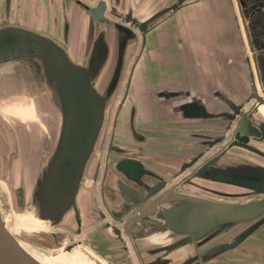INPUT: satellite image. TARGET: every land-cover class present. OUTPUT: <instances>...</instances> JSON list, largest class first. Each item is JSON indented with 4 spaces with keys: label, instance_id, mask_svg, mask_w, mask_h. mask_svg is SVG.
I'll use <instances>...</instances> for the list:
<instances>
[{
    "label": "water",
    "instance_id": "water-1",
    "mask_svg": "<svg viewBox=\"0 0 264 264\" xmlns=\"http://www.w3.org/2000/svg\"><path fill=\"white\" fill-rule=\"evenodd\" d=\"M188 2L189 0H173L172 3L161 7L141 22L136 21V16H132L131 13L122 18L121 22L119 20L113 22L115 23L117 57L115 64L109 70L108 80L101 90L96 88L95 82L109 55V46L104 36V30H101L94 38L92 45L85 52L83 62L77 63L72 59L67 48L68 23H64L63 27V39L65 40V44H63L44 31L21 26L18 21H14L12 24L7 23V20L0 22V65L23 60H36L39 65L38 80L42 77V82L48 89L49 102L47 100L46 102L50 110L59 113L58 131L52 149L45 163L39 168V172L32 175L30 191H26L23 182H19L14 189L17 206L24 210L30 209L32 215L39 219L44 227L59 229L64 225L65 219L68 216L72 218L73 214L76 225L80 226L81 217L77 207L78 195L88 165L96 154L98 146L101 145L100 139L104 130L108 103L122 82L125 65L124 51L127 41L134 37L138 38V33L127 26V23L136 26L144 39L145 34L149 31L150 23L162 15H165L166 18L170 17ZM228 3L229 15L238 37L239 46L244 52H247L235 4L232 0H229ZM104 7V0H99L96 7L89 9L91 17L102 20ZM128 8L132 10V7ZM238 10L241 16L239 7ZM249 49L255 57L251 46ZM245 56L252 85L246 95V103L251 99H254L255 103L247 110L241 111L242 106H238L231 96L237 94L230 95L217 88L215 94L218 93L220 97H223V102L232 109L231 112L224 111L219 115L230 117L229 124L235 126L234 135L223 145L220 138L213 141L208 148H205L204 152L194 159L186 161L181 169L174 174V178L191 167L194 162L199 161L198 165L177 184L187 183L188 180L195 182L197 179H202L244 190L245 193L242 194L259 197L256 200L242 203L218 202L176 192L173 189L161 193L162 186L147 193H138L127 181L136 180L146 171H143L144 166L140 160L126 157L113 165L116 171H112L111 180L113 181L115 176L114 181L118 183L119 192H115L109 199L113 206L116 202H120L119 205L123 204L124 206L129 203L133 205H128L130 206L129 210L124 213L115 212L112 217L117 221H122L125 216L131 213H136V215H132L131 219L125 221L122 227L107 221L96 225L95 229L91 231L92 237H96L97 240L103 237L107 241L110 236L112 238L110 240L113 242L118 237L125 243L123 233L131 240L134 232H144L149 228L148 230H151L153 235H164L162 242L151 241V243L155 242L157 245L166 243V245L143 254V259L139 260L140 264H200L223 252H235L243 245L248 235L264 225V164L259 163L264 161V119L258 122L253 119L257 106L264 104V98L257 91L249 57ZM18 81L19 91H24L27 95L36 94H31L32 90L26 87L27 84L22 75ZM22 87L27 88L26 91ZM165 95L174 94L168 92ZM194 108L197 115L205 114V107L202 104L192 105V112ZM212 148H215L214 153L207 156ZM242 152L251 153L252 156L254 155L251 157L252 160H258V162L250 163L246 161V157H238L236 162L228 165L221 164L225 158L229 157L227 155H232V153L245 156L242 155ZM99 172L100 165L96 164L90 176L93 187L91 200L95 210L98 211L96 222L105 219V214L97 205L94 188L100 182ZM105 174L106 171L103 176ZM103 179L104 177L101 179V184H104ZM114 186L116 187V184ZM220 195L235 196L231 193H220ZM152 196L156 197L149 206H152L154 210L148 211L149 206L145 207L144 204ZM161 206L165 207L161 208ZM246 222L249 223L248 227L236 234L233 239L216 242L200 249L215 237L232 231L235 227L246 224ZM80 230V228L75 230L71 225L62 236H59L56 231H52L51 237L54 243L61 248L63 254L72 255L74 252H83L87 246L86 240H76V236L80 235ZM57 237H59V241H56ZM155 239L156 237L153 238V240ZM91 248L95 249L92 245ZM186 250L193 251V253L182 258ZM125 253L130 252L127 249ZM107 259H110L111 263L119 264L116 255H108ZM0 264H40L8 232L1 213ZM129 264H135V262L131 259Z\"/></svg>",
    "mask_w": 264,
    "mask_h": 264
},
{
    "label": "flooded vegetation",
    "instance_id": "flooded-vegetation-1",
    "mask_svg": "<svg viewBox=\"0 0 264 264\" xmlns=\"http://www.w3.org/2000/svg\"><path fill=\"white\" fill-rule=\"evenodd\" d=\"M98 1L99 0H0V22L1 21L5 22V20H7V23L12 24L14 23V21H18V23L21 26L30 29H39L40 31L49 33L50 36H52V38L63 44H65V40L63 39V27H64V23H68L69 40L67 41L68 42L67 48L70 56L77 63H82V60H84L85 58L86 54L84 47L89 48L92 45L94 38L98 35V33L101 30H104V36L109 46V55L105 66L98 75V77L100 78V76L104 73L105 70L107 74V67L109 64H111L109 68L110 69L112 68V66L115 64L117 57L116 33L114 29L115 23L113 22H116L118 20L121 22L123 20L122 18H124L128 13H131V15L134 17L136 16L135 18L136 21L141 22L149 18V16L154 14L160 8L155 9L154 11L147 14L145 17L140 18L134 11L133 7L132 10H129L128 7L126 8L125 11L121 10L120 6L122 4V0H104L105 7L102 11V20L99 19L97 20L91 17L89 9L96 7L98 5ZM57 13L60 15V17L57 16L58 15ZM46 16H49V18ZM53 16H56L58 18L57 20H55V22L52 19ZM164 16L162 15L160 18L149 24L150 28L149 31H147V33L145 34L144 39L136 26L127 23V26H129L133 31L138 33V38L134 37L135 39L131 38L127 41L124 51L125 63L127 59L126 55L128 52L130 41H133L134 43L138 41L139 45L137 49L136 47L133 46V52H135V55L131 61V65L129 67L128 73L125 77V82L123 84V88L121 89L120 96L116 101L109 132L106 138L100 139L101 145L100 147L98 146L97 150L103 153V159L97 160L95 162V166L93 167L94 169L96 167V164L100 165V172H99L100 182L98 183L99 191L98 193L96 192V196H97L96 202L98 207L105 214V219L101 221V223L107 221L110 223L118 224L120 227H122L125 221L131 219L130 217L132 215L134 216L136 215V213H131L128 216H125L122 221H117L112 217V214H114L115 212L124 213L125 211L129 210L130 206L128 205H133L132 203H129L126 206L121 204L120 210H117L115 208L113 210L112 208L113 203L109 198L115 192L116 193L119 192L117 187L118 185L117 181H114L113 184L111 180L112 171H116L113 168L114 167L113 165L118 160L126 157H131V158L134 157L142 162L144 166L143 171L146 172H143V174L134 181L126 180L132 188L138 191V193H142V194L147 193L155 188L162 186V189L160 191L161 193L173 189L176 192L189 194L183 191L182 187L185 185H189L192 182L188 180L187 183L189 184L187 183L177 184V183L180 182V180L184 176H186L196 165H198L199 161L194 162V164L191 167L184 170V172L180 174V175L183 174L181 177H179L180 176L179 175L178 179H176L174 182H170L172 179H175L174 174L181 169L182 165L186 161H190L191 159H194L199 154L204 152L205 148H208L209 145L213 143V141L220 138V140H222L221 142L223 145L227 141L232 139L234 135L235 126L229 138H225L224 134L214 137H207L211 134L201 131V125L208 124V126H211L210 124L211 122L209 121L218 122V120L221 121L225 120L227 122V127H230L232 125L229 124L231 122L229 116L219 115V113H222L224 111L231 112L232 109L228 104L223 102L224 100L223 97H220L218 93L215 94V92L217 91L216 88L205 89L206 92H208L210 95V100L206 98V96H204L200 90H197V88H193V87H187V88L183 87L172 91H167L165 90L164 87H159V86L156 87L154 90H144V89L139 91L134 90L135 86L132 85L133 78L137 77V74H139L141 71H142L141 72L142 86H146L148 82L151 80V78L158 81L161 80L162 74H157L156 72H154L152 67H150V63H145V61L151 60L148 46L152 35L153 34L156 35L158 32L156 31V28L161 27L162 30L163 29L162 24L171 18V17L166 18ZM73 20L76 25V30L72 25ZM73 30H75L76 32H74ZM58 32H60V36H58ZM110 33H112V43L109 40ZM112 50L114 51L112 52ZM74 57L77 58L78 60L76 61ZM79 60L80 62H78ZM168 74H170L169 71ZM108 77L109 76L106 75L105 81L106 79L108 80ZM105 81L103 83V86L105 84ZM7 86L8 84H6V87ZM19 87L20 84H18V86L16 87L17 89L13 87L11 88L16 90L15 93L24 95L23 94L24 91H19L18 89ZM256 88L259 93V84L257 81H256ZM262 91H263L262 95H264V90L262 89ZM168 92H172L174 95L166 96L165 94ZM34 93L35 91L33 90L31 94ZM246 99L247 96H245L243 102H237V100H235L238 106L240 107L242 106L243 109L241 111L247 110L252 105V102H250L249 107L245 108ZM194 104L196 105L202 104L205 107V114L202 116L197 115L194 111L195 108L193 109L192 112L191 107ZM168 105L172 106L173 111L170 110V113L172 114L168 113L167 111L169 109ZM38 106L50 110L47 103L43 102L38 104ZM217 106L220 107L226 106V109L222 107V109L217 110ZM256 114H259L264 119V116H262L260 112H256ZM173 115L178 116L179 117L178 119H181L180 122L182 125L184 122V123H188L190 127L194 128V131L181 136L184 138L182 142L180 140H177L175 142V145H173L175 147L176 145H182L183 148L185 145H187L190 148L189 150H184L183 152H179L177 158L174 155H168V153L166 152L163 153V147L161 144V143L163 144L166 143L163 142V139L164 137H169V134L166 135L162 130H160V121H162V119L173 117ZM151 126H155V128L158 127L156 128L158 129L157 133L153 135L155 137L149 135L151 132H149L148 129H150ZM186 141L188 142L186 143ZM44 144L45 143L42 144L43 150H45L44 149L45 147H48L46 146L47 144L45 145ZM200 145H203L204 148L200 150L198 149L195 150L196 147ZM20 152L23 155L24 153L23 148L21 149ZM180 154H182V156ZM186 154L188 155V157L186 156ZM184 156H186L187 158L185 159ZM15 169H16L15 166L10 167L11 177L15 178V182L18 183L23 182L25 184L24 186L27 189V187L30 185V180H31L30 178L32 177V174H30V176L25 177V180L24 179L22 180L21 177L19 178L16 177ZM104 171H106L105 176H103ZM168 171H172V173H169ZM30 173L33 172L30 171ZM168 174L172 175L173 178L171 180ZM101 177L102 178L104 177L103 179L104 184H101V179H102ZM115 184L116 187H114ZM88 194H89L90 204L84 212L90 218L91 220L90 223H94L96 218L98 217V211L97 209L95 210L92 204L91 191H88ZM189 195H193V194H189ZM155 197L156 196H152L150 200H148L144 204V206L145 207L147 205L149 206L150 203L153 202V199ZM164 207L165 206L163 207L161 206V208ZM147 210L153 211L154 209L152 206H149ZM78 212L80 214V217L83 216V214H81L79 209ZM149 217L155 218L154 216H149ZM71 219L73 221L72 222L73 228L75 230L80 228L81 229L80 234L86 231V226H84L83 217L80 220V226H77L78 224L76 225L74 214L72 215ZM129 223L131 224V221ZM248 225L249 223L246 222V225L240 231L247 228ZM95 227L96 225H94L90 229V231L95 229ZM56 232H59V229H57ZM147 233H148L147 229L144 230V232L136 231L132 235L131 240L130 238H128V236L125 233H123L125 243L122 242L121 239L116 237L117 239L116 241H114V243L116 244L115 249L124 253L128 249L129 252H131L132 256L134 257V260L132 259V261H134L135 264H140L139 260L143 259V254L151 252L155 250L157 247H163L164 245H166V243H162L160 245L151 246L150 248H145V244L148 245L149 243H151V241H159V238L161 237V236H155L156 239L153 240L154 238L153 235L147 236L146 235ZM263 239H264V225L258 228L257 230L253 231L250 235H248L243 245L240 248H237L235 252L233 251L223 252L213 257L212 260L222 259L221 256L223 255V256H227V257H223L225 258L223 264H264V256L262 257L258 256L256 253H254L255 249L252 248L258 245L259 243L264 244ZM56 241H59V237L56 238ZM250 243H251L250 246L252 247H246V248L244 247L247 244L249 245ZM86 244L90 248L91 245L94 246L95 249L91 248L92 250L99 251V249H101L100 243H98L96 240H93V238H91V240H86ZM98 247L100 248L98 249ZM236 252H239L240 254L238 255L234 254ZM255 257L257 258L260 257V258L259 259L256 258L254 260ZM125 263L129 264V260L126 262L120 261L119 264H125Z\"/></svg>",
    "mask_w": 264,
    "mask_h": 264
},
{
    "label": "rangeland",
    "instance_id": "rangeland-1",
    "mask_svg": "<svg viewBox=\"0 0 264 264\" xmlns=\"http://www.w3.org/2000/svg\"><path fill=\"white\" fill-rule=\"evenodd\" d=\"M172 2L173 0H122L120 9L125 11L127 7H133L136 14L140 18H143L150 12L154 11L155 9L161 8ZM216 4L217 6H222L223 8H226V10L229 11L228 0L222 3H220V1L199 0L198 2H196L195 6H198V7L216 6ZM188 7L189 6H185L184 9H187ZM183 11L177 12L174 16H172L170 19L165 21L162 24L163 26L162 30L167 29L168 27L170 31H174V33H177L175 32V29L181 27V23L179 24L177 22L176 17L179 15H180L179 17H181L184 13ZM57 16L60 17L59 14ZM46 17L49 18V16H46ZM52 19L55 22V20H57L58 18L56 16H53ZM181 19L184 20L183 17ZM240 21H242L241 17H240ZM177 24L179 25L177 26ZM72 25L74 26V29L76 30V25H75L74 20L72 21ZM75 30L74 32H76ZM160 30H161V27L156 28V31H158L157 33L159 34L162 32ZM58 36H60V32H58ZM159 38L163 40V37H159ZM166 41L164 42L165 45L163 47H160V49L158 48L159 53L156 55L158 57L155 60H152L151 63L149 62L150 67H152L154 72H156L157 74H161L162 69L167 68V64L165 60H163L164 56L166 57L167 53L169 52H171L172 54L174 53L176 55L175 53L176 48L174 46L175 44H173L174 41L173 43H170V42L166 43ZM138 45H139L138 41H136V43L130 42L129 44L128 52L126 55L127 59L124 65V74L122 76V82L117 92L110 98V101L108 103V107L106 111V121H105L104 130L102 132L101 139L106 138L109 132L111 119L113 116V111L115 108L116 101L118 100L120 96L121 89L123 88V84L125 82V77L128 73L129 67L131 65V61L135 55V52H133V46L136 47L137 49ZM87 49L88 47H84L85 52ZM248 54H249L248 52H244L240 47V61H239L240 63L237 64L236 66H233V72L231 73L233 77L231 79L229 77H225L224 75L225 72L230 69V67L227 66L226 64L222 66V71H218L217 73L218 75H217L216 85L219 86V88L225 91L227 94H230V93L237 94V95L230 94L235 100H237V102H243L245 99V96L252 88L250 77H249L250 76L249 67L245 60L246 59L245 55H248ZM75 60L77 61L78 59L75 58ZM78 62H80V60ZM250 65H251L252 71L255 76L256 74L255 67H253L251 63ZM109 66H111V64H109L107 67V74H106V70L104 71L103 74L108 75V72L110 69ZM218 70L220 69L218 68ZM230 71H227V73H229ZM37 73H39V65L36 60H23V61H18L14 63L0 65V80L3 78L2 81H0V166L2 168V173L0 174V213H1L2 218L9 221L10 226H11L10 229L13 231L12 235L14 236V238H16L21 243V245L26 250H28L32 255H34L41 261L48 264L49 260L56 259V258L60 259V257H62L63 255L61 248L58 247L54 243L51 237V232L53 230L57 231V229L46 228V227H41V228L36 227L32 219L33 217H31L24 209H20L17 206L14 189L18 186L17 184L18 182H15L14 177H11V171H10V167L15 166L16 167L15 169L16 177L19 178L21 176L22 179H25V177L30 176V174L35 175L34 173L39 172V168L45 163V160L52 149L55 136L58 131V125H59L58 111H55L52 109L49 111L47 109H44L41 106H38V104L40 103L49 102V95H48V89L46 85L42 82V77H40V79L38 80ZM20 75H22V77L24 78V82L26 81V84H27L26 87L31 90L33 89L36 94L27 95L26 93H23L24 95H21V94L15 93L16 90H14L13 88L17 89L16 87L18 86L17 83H19L18 78L20 77ZM255 81H256V77H255ZM5 83L8 84L7 87ZM207 85L209 86L208 83ZM207 85L205 86L206 87L205 89L208 88ZM22 88L24 90L27 89L25 87H22ZM262 92L263 91L259 86V93L262 94ZM202 93L204 96H206V98L210 100V95L208 92H206V90H203ZM11 103L18 105L19 108L13 109L14 107H9ZM249 105H250V102L245 103V108L249 107ZM168 106L167 107L169 108V111L170 110L173 111L172 106L171 105H168ZM222 107L226 109V106L225 107L222 106ZM222 107L217 106V110L222 109ZM21 110L22 112L20 113ZM178 118H179L178 116L173 115V117L162 119V121H160V130H162L166 135L169 134V137H164L163 139V142H166V143L165 144L161 143L163 147V153L166 152L168 153V155H174L176 156V158L178 157L179 152H183L184 150H189L190 148L187 145H185L184 148L182 145H176V147L173 145H175V142L177 140H180L181 142L184 140V138L181 136L194 131V128L190 127L188 123L183 122V125H184L183 126L180 122L181 119H178ZM253 119L255 122L263 120V118L259 114H255ZM209 122H211L210 123L211 126H208V124L201 125V131L211 134L207 137H214V136H218L222 134H224L225 138H229L231 136V133L234 128L233 124L231 125V127H227V122L225 120H222V121L218 120V122L217 121H213V122L209 121ZM156 128L155 126H151L150 129H148L149 132H151L149 134L150 136H153L155 133H157L158 129ZM42 141L43 143L47 144L46 146H48V147H45V150L42 149V144H43ZM187 142L188 141H186V143ZM22 148L24 151L23 155L20 152ZM203 148L204 146L200 145L196 147L195 150L197 149L200 150ZM214 151H215V148L210 149L207 155L211 154ZM233 153L232 155L231 154L227 155L229 157L225 158V160L221 164L228 165L230 163L236 162L238 157H243V158L246 157L245 158L246 161L250 163L254 161L258 162V160H254V161L252 160L251 157H254V155L252 156L251 153L242 152V155H245V156H239ZM180 155L182 156V154ZM186 156L188 157L187 154ZM186 156H184L185 159L187 158ZM99 159H103V153L97 150L96 154L92 157L91 162L88 165V168L85 173L84 182L81 186L79 202L81 201L83 202L82 199L84 198L83 197L84 193L86 194V200L84 202L83 210H81V214H83L81 218L83 217L84 219V226H86V231H84L79 236H76V240H91V238H93V240H96L98 243H100L101 249H99L100 247H98L99 251L92 250L87 245L82 255H78L81 252H74L71 256L76 257L78 255L77 258L79 259V261L78 260L77 261L80 262V260H83V264H85V260H88L86 256L93 262L92 264L111 263L112 261L110 259H107L108 255L118 256L119 263L120 261L126 262L128 260L133 259L132 253L131 252L124 253V252H121L115 249L116 244L112 240H110L112 239L110 236H108L109 237L108 239L107 237H105L107 239L106 241L105 239H103V237H100V239L97 240L96 237L94 236L92 237L90 235L91 234L90 229L94 225L101 224V222H96L97 219L95 220L94 223H90L91 221L90 218L84 212L90 204L88 191H91V189L93 188L90 176L93 171V167L95 166V162ZM259 163L264 164V161L259 162ZM30 171L33 173H30ZM168 172L172 173V171H168ZM182 175H180L179 177H181ZM168 176L170 180L173 178L171 174H168ZM179 177H175V179H172L170 182H174ZM114 178L115 176L113 177V181H114ZM30 179H31L30 180V183H31L33 176ZM29 186L27 187V189L29 188ZM94 188L96 192L98 193L99 185L96 184ZM182 188H183V191H185L186 193L193 194V195L205 198V199L218 201V202L232 201V202L242 203L246 201L256 200L259 197L256 195L242 194V193H245L244 190L236 189V188L223 185V184H219V183L204 181L202 179H197L195 180V182H192L189 185H185ZM220 193H231V194H235V196L234 197L221 196ZM119 203L120 202H116V204L112 208L114 209L115 207L117 210H120L121 207ZM72 222L73 221L71 219V216H68L65 219L64 225H62L59 228V232H57V234L59 236H62L65 233V231L69 229L71 225L73 226ZM245 225L246 224L237 226L232 231H228L226 233H223L215 237L207 244L201 246L200 249L205 246L214 244L216 242L229 241L233 239L235 235L239 233V231ZM10 229H7V230L9 231ZM155 245H157V243L155 242L149 243L148 245L145 244V248H150L151 246H155ZM250 245L251 243L249 245L247 244L244 247L245 248L252 247ZM252 248L255 249L254 253H256L258 256L260 257L264 256V244L263 243H259L258 245ZM193 251L186 250L185 255L182 258H185L186 256L190 255L189 253H193ZM234 254L238 255L240 253L236 252ZM221 257L222 259H219V260L210 259L202 264H214V263L223 264L225 261V258L223 257H227V256L222 255ZM256 258L257 257H255L254 260ZM77 261L73 260V263H77Z\"/></svg>",
    "mask_w": 264,
    "mask_h": 264
},
{
    "label": "crops",
    "instance_id": "crops-1",
    "mask_svg": "<svg viewBox=\"0 0 264 264\" xmlns=\"http://www.w3.org/2000/svg\"><path fill=\"white\" fill-rule=\"evenodd\" d=\"M198 1L189 0L177 11L184 10L181 17H179L180 15L176 17L177 22L181 23V27L175 29L177 33L170 31L167 27V29L161 30L160 34L152 35L150 38L152 41L150 40L148 46L151 60L145 61V63H151L158 57L156 56L159 53L158 48L163 47L166 40V43L174 41L176 55L169 52L166 57L164 56L163 60H165L167 68L162 69L160 81L151 78L146 86H142V71L137 74V77H134L132 81V85L135 86L134 90H154L159 86L164 87L167 91L193 87L202 92L207 83L209 84V86L207 85L208 89H220L216 85L217 73L222 71V66L225 64L230 67L227 71L231 70L229 73L225 72V77L230 79L233 77L231 75L233 66L240 63V46L229 15L230 10L217 6V4L216 6H195ZM212 1L222 3L226 0ZM232 1L237 13L238 7L241 10L242 21L240 24L247 52L250 54L248 57L255 67L256 81L264 90V0ZM185 6L189 7L184 9ZM182 17L184 20L181 19ZM159 37H163V40ZM249 46L255 53L253 58ZM167 111L170 113L169 109Z\"/></svg>",
    "mask_w": 264,
    "mask_h": 264
},
{
    "label": "bare ground",
    "instance_id": "bare-ground-1",
    "mask_svg": "<svg viewBox=\"0 0 264 264\" xmlns=\"http://www.w3.org/2000/svg\"><path fill=\"white\" fill-rule=\"evenodd\" d=\"M237 14H239V11H238V13ZM239 17H240V15L238 16V20H239ZM239 23H240V20H239ZM240 26H241V24H240ZM109 40H110V42L112 43V33H110V37H109ZM246 46V45H245ZM247 49V48H246ZM252 58H253V55H252ZM249 61H250V59H249ZM251 63V62H250ZM99 78V77H98ZM105 78H106V74H102L101 76H100V78H99V80L97 81L96 80V82H97V84H96V82H95V85H96V88H98V89H101L102 88V86H103V83H104V81H105ZM262 95V94H261ZM262 97L264 98V95H262ZM250 102H252V104L253 103H255V100L254 99H251V101ZM48 105V104H47ZM49 106V105H48ZM9 107H14L13 109H18L19 108V106L18 105H16V104H14V103H11L10 104V106ZM7 109V108H6ZM3 110V109H2ZM5 111V110H4ZM8 112V111H7ZM22 112V110L20 111V113ZM256 112H260V114L262 115V116H264V104L263 105H258L257 106V109H256ZM255 112V113H256ZM24 113V112H23ZM4 116V115H3ZM6 116V115H5ZM13 116V115H12ZM25 117V116H24ZM47 129V128H46ZM47 139V138H46ZM31 185H32V183H30V186H29V188L28 189H26V191L28 190V192L30 191V189H31ZM80 193H81V191H80ZM80 193H79V195H78V200H77V207H78V209H79V211L81 212V210H83V206H84V202H85V200H86V194L84 193V198L82 199L83 200V202L81 201V202H79V196H80ZM226 202H232V201H226ZM25 211L31 216V217H33L32 219H33V222L35 223V226L36 227H38V228H41V227H44L43 226V223L39 220V219H37L36 217H34L33 215H32V211L30 210V209H25ZM2 220H3V222L5 223V227H6V229H10V223H9V221L8 220H6V219H4V218H2ZM32 228V227H31ZM57 229V228H56ZM149 229V228H148ZM147 229V230H148ZM10 231V232H9ZM8 232L10 233V234H12V230L10 229ZM52 231V230H51ZM53 231H55V230H53ZM151 230H148V233L146 234L147 236H152L154 233H151L150 232ZM155 236H161L160 238H159V241L160 242H162L163 241V239H164V235L163 234H157V235H153V237H155ZM17 240V239H16ZM18 241V240H17ZM19 242V241H18ZM19 244H20V246L26 251V252H28L32 257H34L40 264H46L45 262H43V261H41L40 259H38L37 257H35L34 255H32L28 250H26L22 245H21V243L19 242ZM82 253H84V252H81L80 254H78V255H82ZM78 255L75 257V256H71V254L70 255H68V254H63L62 255V257H60V259H58V258H56V259H51V260H49L48 261V264H83V260H80V262H78L79 261V259L77 258L78 257ZM87 255V254H86ZM73 258V259H72ZM86 258L88 259V260H85V264H92L93 262L86 256ZM73 260H78L77 261V263H73ZM82 262V263H81Z\"/></svg>",
    "mask_w": 264,
    "mask_h": 264
}]
</instances>
